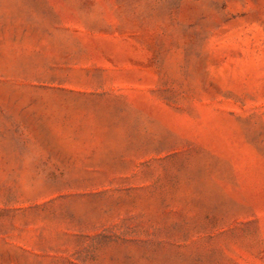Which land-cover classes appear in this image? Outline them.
<instances>
[{"label": "rangeland", "instance_id": "1", "mask_svg": "<svg viewBox=\"0 0 264 264\" xmlns=\"http://www.w3.org/2000/svg\"><path fill=\"white\" fill-rule=\"evenodd\" d=\"M0 264H264V0H0Z\"/></svg>", "mask_w": 264, "mask_h": 264}]
</instances>
